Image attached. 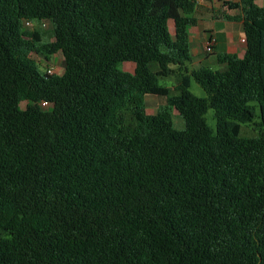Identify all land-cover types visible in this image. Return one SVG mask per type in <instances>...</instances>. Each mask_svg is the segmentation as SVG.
<instances>
[{
  "label": "trees",
  "instance_id": "1",
  "mask_svg": "<svg viewBox=\"0 0 264 264\" xmlns=\"http://www.w3.org/2000/svg\"><path fill=\"white\" fill-rule=\"evenodd\" d=\"M198 1L0 0V264H264V6L222 0L245 53L190 69Z\"/></svg>",
  "mask_w": 264,
  "mask_h": 264
},
{
  "label": "crops",
  "instance_id": "2",
  "mask_svg": "<svg viewBox=\"0 0 264 264\" xmlns=\"http://www.w3.org/2000/svg\"><path fill=\"white\" fill-rule=\"evenodd\" d=\"M257 1V0H256ZM263 4H259L264 6V0H262ZM227 14L237 15L235 10H230L222 4V0H199L197 4V8L195 11V16L197 19V24L195 26L190 27V46L193 49V61L194 56L199 57V66H201L202 62H207L210 65H221V70L225 68V64L218 63L217 54L223 52H229L237 54L239 57H243L246 44H243L242 39L245 37L243 29L239 30L240 35L235 38V36H230L228 33L232 30L234 23L242 28V24L240 21L230 20L226 18ZM217 21H226L227 26L226 30L221 31L216 29ZM170 26L173 29V23L170 22ZM214 34L217 38L216 45L214 49H207V41H209L210 36ZM195 50V53H194ZM211 65V66H212ZM216 66V65H215ZM215 66L213 68L215 69ZM195 67V68H198ZM125 69L129 72H134L135 63L125 62ZM194 69V68H193Z\"/></svg>",
  "mask_w": 264,
  "mask_h": 264
},
{
  "label": "rangeland",
  "instance_id": "3",
  "mask_svg": "<svg viewBox=\"0 0 264 264\" xmlns=\"http://www.w3.org/2000/svg\"><path fill=\"white\" fill-rule=\"evenodd\" d=\"M262 2H263L262 0H257V3H259V4H263ZM226 26H227V22L226 21H222V22L221 21H217L216 29L219 28V30L224 31V29L226 30ZM27 28L29 30H35V29L41 30L43 32L44 40H51L52 39V33H51L52 26L49 23V21H47L45 23H43V22H39V23L38 22H34L30 26H27ZM239 30H242L240 25L238 26L237 24L234 23L232 30L229 31L228 34L230 36H235V38H236V37H238L240 35V31ZM243 44H245V43L243 42ZM215 45H216V43H215ZM191 52H192V55H193L192 46H191ZM194 53H195V50H194ZM31 55L33 57H35V59L37 60L38 64L40 65V67H41V69L43 71L47 72V66L51 62L56 67L55 68L56 69L55 73H57V74L63 73L64 68H65V66H64V58H65V56H64V54L61 51L56 53L53 56V58H51L50 61L44 60L43 57L40 56V55H35L33 53H31ZM198 58L199 57L197 55H196V57L194 56L195 62H191L189 64V68L190 69H193V68L199 66ZM203 63L208 64L207 62H202V64ZM215 65H212V66H215V69L221 70V68H222L221 65H217V64H215ZM122 67L125 69V63L123 64ZM174 82H175L174 79H170L169 78V79H163L161 83L165 84V85H169L171 87V86L174 85ZM190 90L196 96H199V97H206L207 96L206 91L201 87V85L198 84V82L195 79L192 80V83H191V86H190ZM146 100H147L146 111H147V113L149 115L150 114H155L157 112V110L160 108L161 104L166 103V97H164V96L147 95ZM29 102L30 101L22 102L21 107L25 108L26 104L29 103ZM259 114H260V112L258 110L257 111V117L255 118L253 123L242 124V126H241V134H243V135H253V136H256V135L259 134V130L257 128L258 126L255 125L257 122H260V115ZM205 118H206L207 122L211 125V128L215 130L216 126H217V119H216V116H215V111L212 108H209L207 110V112L205 114ZM183 125H184L183 118L178 114L177 111H175L174 112V127L177 128V129H181V128H183Z\"/></svg>",
  "mask_w": 264,
  "mask_h": 264
},
{
  "label": "built area",
  "instance_id": "4",
  "mask_svg": "<svg viewBox=\"0 0 264 264\" xmlns=\"http://www.w3.org/2000/svg\"><path fill=\"white\" fill-rule=\"evenodd\" d=\"M32 23H34V22L27 21L26 22V27L27 26H30ZM216 41H217V38L214 36V34H212L210 36V38H209V41H207V49L208 50L213 49V47L215 46ZM242 41L244 43L247 42L245 37L242 39ZM55 68H56L55 65L50 62L49 65L47 66V72L53 74V73H55V70H56ZM41 104L44 107L48 106V103L47 102H41Z\"/></svg>",
  "mask_w": 264,
  "mask_h": 264
}]
</instances>
